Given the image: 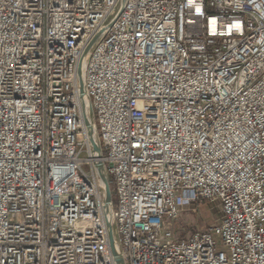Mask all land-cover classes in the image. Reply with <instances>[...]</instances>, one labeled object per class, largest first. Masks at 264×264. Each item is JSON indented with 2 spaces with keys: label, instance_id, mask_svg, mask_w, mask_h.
<instances>
[{
  "label": "built area",
  "instance_id": "built-area-1",
  "mask_svg": "<svg viewBox=\"0 0 264 264\" xmlns=\"http://www.w3.org/2000/svg\"><path fill=\"white\" fill-rule=\"evenodd\" d=\"M109 219L124 264H264V0H0V264H117Z\"/></svg>",
  "mask_w": 264,
  "mask_h": 264
},
{
  "label": "rangeland",
  "instance_id": "rangeland-1",
  "mask_svg": "<svg viewBox=\"0 0 264 264\" xmlns=\"http://www.w3.org/2000/svg\"><path fill=\"white\" fill-rule=\"evenodd\" d=\"M83 157H87V154H83ZM221 212L217 200L186 205L182 215L172 225L175 239L185 238L196 230H208L218 222Z\"/></svg>",
  "mask_w": 264,
  "mask_h": 264
},
{
  "label": "water",
  "instance_id": "water-1",
  "mask_svg": "<svg viewBox=\"0 0 264 264\" xmlns=\"http://www.w3.org/2000/svg\"><path fill=\"white\" fill-rule=\"evenodd\" d=\"M81 67L82 65H80V68H79V77H80V90H81V97L82 99L85 101V100H88L90 102V99L88 97V95L86 94L84 88H83V83H82V79H81ZM89 115H90V118L92 119V121H89V119L87 118V116H85V122H86V127H87V131H88V135H89V139H90V142L92 144V147H93V151H95L98 155V157L100 158L102 156V148H101V145L99 143L96 142V140L94 139L92 133H93V126L95 127V121H94V113H93V109H92V106H91V103H90V107H89ZM96 168L98 170V173L100 175V178L101 180L103 181V184H104V188H103V205H104V209H105V212L107 214V216L109 218H111V214H112V211H113V194H112V190H111V186H110V183H109V180L107 178V175H106V172H105V167H104V163L101 159H99L97 162H96ZM108 230H109V237H110V243H111V248H112V251H113V254L115 256V259H116V262L117 264H124V261H123V258L121 256V254L119 253L118 251V248H117V244L114 240V236H113V227H112V222L111 220L109 219L108 221Z\"/></svg>",
  "mask_w": 264,
  "mask_h": 264
},
{
  "label": "bare ground",
  "instance_id": "bare-ground-1",
  "mask_svg": "<svg viewBox=\"0 0 264 264\" xmlns=\"http://www.w3.org/2000/svg\"><path fill=\"white\" fill-rule=\"evenodd\" d=\"M86 57H87V54L85 55V59H84V62L82 63V67H81V79H82V83L84 82V74H83V68H84V64H85V60H86ZM83 88H84V83H83ZM85 103H86V116H87V118L89 119V121H92V119L90 118V113H89V107H90V102L88 101V100H85ZM92 130H93V133H92V135H93V137H94V139L96 140V142L98 143V140H97V133H96V128L93 126V128H92ZM93 156H97V158L94 160L95 162H97L98 160H99V158H98V155H97V153L95 152V151H93Z\"/></svg>",
  "mask_w": 264,
  "mask_h": 264
},
{
  "label": "trees",
  "instance_id": "trees-1",
  "mask_svg": "<svg viewBox=\"0 0 264 264\" xmlns=\"http://www.w3.org/2000/svg\"><path fill=\"white\" fill-rule=\"evenodd\" d=\"M111 189H112V187H111Z\"/></svg>",
  "mask_w": 264,
  "mask_h": 264
}]
</instances>
